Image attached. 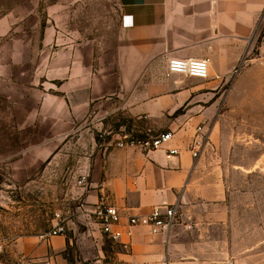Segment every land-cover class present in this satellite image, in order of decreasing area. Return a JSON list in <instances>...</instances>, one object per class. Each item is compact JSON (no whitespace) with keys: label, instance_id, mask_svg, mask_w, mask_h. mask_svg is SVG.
I'll return each mask as SVG.
<instances>
[{"label":"crops","instance_id":"1","mask_svg":"<svg viewBox=\"0 0 264 264\" xmlns=\"http://www.w3.org/2000/svg\"><path fill=\"white\" fill-rule=\"evenodd\" d=\"M115 1L118 23L103 38L81 40L53 24L40 39L32 29L27 41L17 36L1 42L0 93L13 101L17 116L26 117L17 130L27 125L42 134L44 142L38 147L43 155L50 157L73 139L86 142L81 164L88 177L79 187L82 201L105 200L125 217L177 204L179 222L165 234L135 227L131 236L124 234L117 241L96 225L69 222L64 235L17 238L16 260L233 264L219 235L225 221L222 168L210 150L220 130L219 117L229 110L235 70L264 66V0ZM3 54H8L6 60ZM171 57L208 59L209 77L169 74ZM199 127L206 139L194 157ZM135 130L172 131L174 137L151 151L117 146L123 132ZM172 147L180 154L167 157ZM75 244L76 263L67 253Z\"/></svg>","mask_w":264,"mask_h":264},{"label":"rangeland","instance_id":"2","mask_svg":"<svg viewBox=\"0 0 264 264\" xmlns=\"http://www.w3.org/2000/svg\"><path fill=\"white\" fill-rule=\"evenodd\" d=\"M118 19L115 0H0V43L17 36L27 41L32 29L40 39L53 24L81 40L100 39L115 30ZM235 75L226 103L229 110L219 117L220 130L210 150L220 161L225 187V221L219 235L233 264H264V66L257 63ZM12 104L0 93V264H36L23 257L16 260L13 243L23 236L43 235L58 223L82 221L79 181L88 149L86 142L73 139L50 157L43 155L42 134L27 125L17 130L26 117L17 116ZM132 134L144 137L147 132ZM67 253L76 263L78 246Z\"/></svg>","mask_w":264,"mask_h":264},{"label":"built area","instance_id":"3","mask_svg":"<svg viewBox=\"0 0 264 264\" xmlns=\"http://www.w3.org/2000/svg\"><path fill=\"white\" fill-rule=\"evenodd\" d=\"M209 67V60L206 58L171 57L168 59L167 64L169 74L177 73L202 79L209 77ZM237 71L238 69L235 70V72ZM197 130L198 132L192 145L194 157L200 155L206 139L202 128L199 127ZM173 137L174 133L172 131L161 132L157 135H150L147 132L144 137H136L132 132H123L116 144L119 147L135 146L151 151L167 145L172 141ZM179 154L180 150L178 148L167 149V157ZM87 177L88 175L84 173L79 183L82 185L87 184ZM78 209L84 223L88 226H98L105 235L115 241L120 240L124 234L131 236L135 227H146L153 234L168 233L180 219V211L177 204L158 205L148 215H129L127 217L121 213L118 207L106 203L105 200L95 204H89L81 200ZM124 218H126V222H124ZM120 227L124 228V230ZM66 231V225L58 223L42 236L51 238L56 235H64Z\"/></svg>","mask_w":264,"mask_h":264}]
</instances>
